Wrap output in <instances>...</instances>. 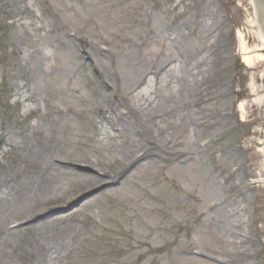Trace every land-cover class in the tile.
Returning <instances> with one entry per match:
<instances>
[{
	"label": "rangeland",
	"instance_id": "1",
	"mask_svg": "<svg viewBox=\"0 0 264 264\" xmlns=\"http://www.w3.org/2000/svg\"><path fill=\"white\" fill-rule=\"evenodd\" d=\"M174 2L171 4L168 0H163L162 6L157 9L151 8V11L155 13V17L158 23H161L160 27L163 28L164 32L168 30L172 33L182 23L187 26L189 30L185 31V34L191 45L190 54L196 51L192 52L195 49L193 43L197 46L199 54L203 47H198L202 34L200 33L202 24L198 23L201 14L211 16L219 22L220 31L223 35L221 41L225 46L223 51L225 54L227 53L220 56L219 64L222 68L220 70L221 75L226 78L221 84V89L215 90L212 101L219 105L224 103L219 115L229 114V103L232 99L229 95L231 85L228 81L233 78L231 72L232 59L235 55L242 58L241 48L243 46L251 51L264 47L255 27L251 0H175ZM154 3V0H24V5L36 15L38 27L43 32L42 37L44 38L41 39V43L39 41L37 43L38 45L42 44L46 49L45 57L55 67V73L50 80L51 86L44 85L45 87L40 89L42 96H50L55 101L63 99L62 104L66 105L71 103L66 99H70L71 94L75 95L74 92L76 91L84 93L85 97L87 94L89 95L86 90L84 74L79 69L80 58L78 61L75 43L67 40L66 33L69 32L87 35L91 41L95 40L109 46L111 54H105L108 57L104 58L108 61L107 72L109 74L111 71L117 72L121 80L125 77V84L120 85L123 94L133 90L139 79V77L131 79L133 72L145 70L157 62L170 60L167 51L163 53V56H159L161 45L156 40H159L160 35L157 30L150 32L153 27H147L145 24V8ZM17 6L11 0H0V26H2L0 31L2 29L3 33L6 34L4 48L0 51L6 53L9 51L7 53L9 57L6 54L4 60L9 61L5 66V73L0 70V84L3 78L8 83V89L10 84L17 83L21 79L18 67H15L14 62H16L19 53L23 54L26 49V44L21 43L20 29L13 25L14 18H21ZM227 12L230 14L232 25H228L224 19ZM232 26L236 30V34L233 39L234 45L229 48L226 42ZM51 27L56 32L52 36V42L50 37H46V30L48 28L52 30ZM28 30L31 31V28ZM216 37H220V33L216 32ZM216 41L217 38L213 41L208 39V43H212L214 46ZM205 48L209 49L208 46ZM168 51H171L170 46ZM185 57L188 58V55L185 54ZM199 57L201 56L199 55ZM102 58L98 56L97 62L99 70L102 69L104 72V66L100 60ZM255 61L257 63L254 68L247 67L239 73L238 93L243 95L239 100L242 105H245V108L244 112L238 110L236 115L240 116V120L244 118L243 132H240L239 137H242L243 142L251 143L249 148L243 151L249 157L250 178H263L264 154L260 153L263 149L257 148L255 144H261L264 141V105L261 104L264 99V65L260 66V62ZM65 69L67 71L73 69L74 76L69 77L67 84L64 81L58 83L56 77L62 75ZM87 73L91 77L88 70ZM130 74L131 77L126 79V76ZM76 76H80L78 83L75 79ZM180 88L181 94L185 95L183 86ZM8 89L3 88L0 91V107L3 118L14 125L17 105H15V97H12V93H9ZM116 89L117 84L115 82L109 85L108 91L111 98L114 92L116 94ZM7 95L11 96L9 101L6 100ZM116 95L115 98L120 99L122 103V97L118 93ZM194 97L193 93L192 99ZM86 99L87 97L84 98L85 102ZM192 99L190 98L188 102L193 103ZM7 101L9 105L6 103ZM75 102L78 107L82 104V100L77 96ZM91 102L93 103V100ZM92 103H85L92 119L90 118L88 122L82 124L79 123V130L83 133L70 147L66 148L65 154L67 156L79 158L80 154L94 155L92 152L93 141L96 139V133L101 132L103 127L99 125L97 113L92 111ZM111 109L113 112V108ZM43 112H45V107L41 109V114ZM194 112L196 117L198 111L195 110ZM114 113L116 114V112ZM215 118L211 127L212 134L210 131L211 143L209 146L211 147L209 151L205 152L206 156H200V160L207 166L209 175L201 171L198 165L177 170L149 166L147 171L139 173L141 188L138 191L129 189L115 194L112 199L105 198L93 201L89 205H84L86 208L83 210L80 207L75 209L72 212L73 215L86 216V218L91 216L99 226L114 227L113 224H120L126 231L130 230L127 232L129 237L146 242V244H142L144 248L139 253L147 252L148 249L153 248L152 257L149 255L141 256V264H156L159 258L161 259L157 264H204L198 260L177 256V250L191 248L190 245L209 254L239 262L240 257L236 256V251H239L236 250L240 239L239 235H242V231L247 234V231L242 229L237 236H230L232 233L229 228L228 230L226 228L225 221L228 220V223L239 225L240 220L235 217V213L239 210L234 211L239 209L238 189L232 190L227 187L224 179L235 167L240 169L241 179H243L247 157L236 147L237 137L236 133H232L233 123L231 119L226 117L228 121L223 119L225 123H221L218 121V115H215ZM11 130L12 127L9 128V132ZM206 131V128L200 129L201 134L206 133ZM207 139L209 138L207 137ZM79 141H85L86 144H89L87 153L75 149L77 148L75 144ZM0 165H3L2 161H0ZM10 166L11 169L8 168ZM44 166L43 162L35 163V168L23 164L18 173L12 169L11 162L5 168H0V186L5 184L7 191V198L6 196L2 198L5 202L0 203V250H2L6 239L4 232L7 224H11L20 218L19 216L23 213L39 208L44 204L43 202H52L58 196L66 193L65 189L62 192L57 191L51 197L40 196L38 201L33 200L38 198L36 197L37 187L35 186L38 179L34 178H39L40 168ZM236 180L235 177L232 183L234 184ZM28 184L31 189L26 188ZM216 184L215 189L213 185ZM211 188L215 189L217 196L202 202L206 197V194L203 195L204 191ZM261 194L260 209L263 211L264 189L261 190ZM94 195L87 197V199ZM125 197L131 199L132 202H129ZM6 216L11 217L5 221ZM261 220L264 223V215H262ZM174 226L181 228L180 234L182 235L179 240L172 238ZM76 237L77 243H74L73 238L68 237L67 232L55 242L44 238L41 246L35 244L31 250L28 249L27 258L30 251L35 249L37 254H40L44 248L56 252V254H52L51 260L47 257L49 253L47 251L44 264H62L66 260V254L70 253L73 248L79 251L91 247L90 250L98 251L101 254L112 245V243H107L102 248L103 241L108 236L101 228L91 231L88 239L84 237L83 233L76 235ZM231 244L233 246H229ZM242 261L245 264L244 260ZM94 262L98 264V261ZM0 264H4V262H0Z\"/></svg>",
	"mask_w": 264,
	"mask_h": 264
},
{
	"label": "bare ground",
	"instance_id": "2",
	"mask_svg": "<svg viewBox=\"0 0 264 264\" xmlns=\"http://www.w3.org/2000/svg\"><path fill=\"white\" fill-rule=\"evenodd\" d=\"M14 2H21L23 0H11ZM171 1V0H169ZM199 24H202V28L200 33L201 38L200 41L198 42V47H202L201 53L199 54L197 46L194 44L195 49L192 50V53L189 56V62L186 64H182L180 60H178L176 57L171 56V61L176 60V62L179 64L178 67H172L170 70V74L166 77L165 85L160 89V90H155L151 86H147L145 90L143 89L142 92L131 95L128 93V98H129V106H133V108H136L137 110V116H134L136 119L135 120L139 125L142 126V128L146 129L147 131H155V124L151 123L148 121L149 115L152 112H164L166 108L170 106H174L177 110L176 114L172 116L165 115L163 119L162 124H166V126L162 129L163 131H170L173 129H177L178 132L173 134L174 138H179L180 137V142L182 141L181 139L186 138L189 140V144L187 146L188 150L191 151H196L199 149L197 148V143H199L200 139L197 137V134L190 130L188 126H183L182 123L184 119H186V116H183L181 114L180 109L182 108L183 105H186L184 101H188V99H192L193 93L195 98L199 96H203V91H205L206 86L209 87V85L212 84V82L215 80V76L217 73V70H214V61H213V54L210 52H215L216 51V46L212 45V43H208V39L214 40L216 39V32H219L220 27H219V22L211 17V16H203L200 18ZM155 26L156 29L159 26L158 21H155ZM25 36H29V32L25 31L23 32ZM161 35L164 34V31H160ZM173 36V42L178 45L179 47L183 48L186 52L190 50V45L184 41V34L182 33V30H178L177 33H174L170 35V38ZM24 39L32 46V48L37 52L38 59L36 64L34 65V68L30 70L31 74V87L32 88H24L20 94H18V97L24 101V103H29L32 104L34 107L38 108L40 107L42 101L37 97L38 91L42 87H45L44 85H48L52 72H54V66L53 65H48V60L46 59L44 55V48H39L37 45H35V42L32 40V37H24ZM163 39L166 41L165 37ZM180 42H179V40ZM209 49H206L207 47ZM165 48L162 47L160 50L159 56H163V53H165ZM207 52L205 53V51ZM168 51V50H167ZM169 52V51H168ZM241 52L243 55V60L242 62L246 65H248L250 68H254L256 65V61L261 62L260 66L264 65V47L263 48H257L256 51H250L247 47H242ZM30 53V52H29ZM205 53V54H204ZM252 53H256V56H251ZM197 59H196V57ZM199 55L201 57H199ZM191 57H193V60H191ZM199 57V58H198ZM31 58V54H30ZM137 72H134V75H136ZM139 76V73L137 74ZM74 76V71L73 69H67L64 70L62 75H58L56 77V80L58 83L60 81H64L66 84L69 83L68 79L69 77ZM130 77L129 75L126 76ZM77 83L80 79V76L75 77ZM123 81L120 82V84L123 82V85L125 84V77L122 79ZM184 85V91L185 95L183 96L181 94V88L180 86ZM26 86V85H25ZM93 94L95 92L92 90L91 91ZM71 94V93H70ZM155 96H160V100L156 102L155 104H152L150 108H147V103L150 102L151 98L153 95ZM77 96L71 94L70 99H66L67 101L71 102L66 105L62 104L61 101V107L60 108H52V115L55 116V119L57 121V128L53 129V135L51 140L48 143L47 151L49 154V157L54 154V153H63L64 150L68 147H70L74 141L81 135V131L79 130V121L82 118V115L84 112L81 110V107L75 106V98ZM206 97H204L205 100ZM19 100V99H18ZM264 103V99L262 101ZM261 102V103H262ZM75 104V105H73ZM188 106V105H186ZM220 106V108H222ZM215 108V106H212ZM241 111H244V106L241 105L240 107ZM40 119L39 123L33 126H28V129H32L33 134H36L38 136H42V134L45 132V128L48 125L51 128L52 131V122H48V119L45 118ZM100 120L101 123L104 124L105 126H110L112 123V120L110 117H108V113L105 110H101L100 113ZM139 121V122H138ZM199 123V122H198ZM41 129V130H40ZM124 131L127 130L126 125L123 126ZM27 130L20 132L19 137H20V142H18L16 137L13 138H7L6 135L3 133L1 136V141L3 145V149H10L13 150V147L17 148L16 153H25L24 159L29 161V157H33L36 160L41 159V154L38 151H34L33 148L30 145V141L27 137ZM148 138V143L157 149L162 150L156 143V141L151 138L149 135H147ZM122 137H113V135L108 131L107 128L105 130H102L100 133H97V138L94 139V152L97 151L96 159L93 161L91 157L88 155H83L80 157L81 161L88 164V165H93L94 169L97 170L98 167L104 169L107 174H112L114 171H119L123 167L122 161L119 158L124 159L125 157L127 158L129 155L125 153V150L122 149L121 145H118L119 150L114 154V152L110 151V144L115 143L121 139ZM122 143H125L124 140ZM30 145V146H29ZM32 146L34 144L32 143ZM146 152L148 155H151V152L149 149L145 148ZM264 153V150L262 151ZM261 152V153H262ZM4 153V151H3ZM189 155L185 151H180L177 153L175 159L176 160H181V159H187ZM68 158L72 159L74 157L68 156ZM63 158L55 157L52 158L50 163L44 167V172L47 174L50 180L52 182L48 183V187H52V193H49L46 190H42V193H40V196H47L51 197L52 194L61 192L65 190L70 182L69 178L66 177L70 174H72L73 171H68L66 175L63 174L64 170L61 166V160ZM137 161L134 159V157L131 158V163L134 165ZM112 163L117 164L116 167L112 166ZM197 166V165H196ZM195 166V167H196ZM191 167V166H190ZM130 167H127L129 169ZM106 174V175H107ZM44 176V175H43ZM121 174H119V177ZM45 177V176H44ZM90 181L93 184H98L99 181L97 179L91 178ZM206 194V197L203 199L202 202H205L207 200L212 199V197L216 196V193L210 192L209 190H205L204 194ZM45 199V198H44ZM44 204L46 202H43ZM49 204V203H47ZM43 226H47L45 222H42ZM228 227L232 230L236 229V226L231 225L228 223Z\"/></svg>",
	"mask_w": 264,
	"mask_h": 264
}]
</instances>
